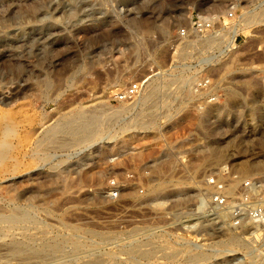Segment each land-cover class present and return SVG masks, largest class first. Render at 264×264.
Wrapping results in <instances>:
<instances>
[{"label": "rangeland", "instance_id": "1", "mask_svg": "<svg viewBox=\"0 0 264 264\" xmlns=\"http://www.w3.org/2000/svg\"><path fill=\"white\" fill-rule=\"evenodd\" d=\"M196 14L214 38L171 42ZM77 113L93 135L47 138ZM0 128V264H264V227L227 214L151 231L199 176L237 200L264 177L238 166L264 160V0H0Z\"/></svg>", "mask_w": 264, "mask_h": 264}, {"label": "built area", "instance_id": "2", "mask_svg": "<svg viewBox=\"0 0 264 264\" xmlns=\"http://www.w3.org/2000/svg\"><path fill=\"white\" fill-rule=\"evenodd\" d=\"M235 5L231 4L225 11V17L228 20H234ZM220 15L203 16L193 15L189 21L183 25H179L171 34V42L181 43L190 35H199L202 38L211 37L215 34L214 26L219 25ZM236 38L232 43H235ZM137 83L128 85L123 89L118 99L124 100L132 98L138 91ZM113 197L117 196L120 187L112 186ZM137 193L143 195V188L136 187ZM225 190V188H224ZM241 199L229 197L223 192V187L217 174L208 176H199L193 189L192 205L189 209L176 208L174 205L176 200L165 201L163 211L160 213L164 216V225L161 227L153 226L152 233L159 231H172L179 229L186 233L193 226L203 223L205 220H215L221 218V215H228L230 225L233 227H241L243 225L255 224L264 227V177H250L240 184ZM174 202V203H173ZM153 212L152 218L155 216ZM231 264V263H228Z\"/></svg>", "mask_w": 264, "mask_h": 264}, {"label": "bare ground", "instance_id": "3", "mask_svg": "<svg viewBox=\"0 0 264 264\" xmlns=\"http://www.w3.org/2000/svg\"><path fill=\"white\" fill-rule=\"evenodd\" d=\"M33 10V9H32ZM249 18V17H248ZM250 18H252V17H250ZM249 20V19H248ZM160 30V29H159ZM161 32V31H160ZM214 38V36H211V37H207V38H204V39H202L203 41H208V40H210V39H213ZM219 38V37H218ZM216 40V39H215ZM204 43V42H203ZM208 43V42H207ZM231 43V42H230ZM35 74V73H34ZM184 80V79H183ZM173 81V80H172ZM176 81V80H175ZM183 82V81H182ZM185 83V82H184ZM59 84V83H58ZM184 85V84H183ZM229 89V88H228ZM155 91V90H154ZM151 92H152V90H151ZM230 97H234V96H236V93H234V91L233 90H230ZM146 94H148V93H146ZM154 95V94H153ZM149 96V95H148ZM145 100H146V98L145 97H143ZM148 99V98H147ZM143 100V99H142ZM150 100V99H149ZM148 100V102H150ZM143 104V103H142ZM82 112V111H81ZM83 113V112H82ZM72 114V113H71ZM98 116H99V114H98ZM98 116H96L95 115V113L94 114H88V115H85V114H81V113H77L76 115H72L71 116V118L70 119H68L67 118V120L65 119V121L64 122H61V123H58V124H56V125H54V127L52 126V129L50 130V131H48L49 133H48V139H54L56 136H57V134L58 133H60V132H63V133H65V134H67L70 138H71V140L70 141H72L73 142V140L74 141H83V140H85L86 139V137H88V135H90V134H92V131L94 130V128L96 127V125H97V121H98ZM67 117V116H66ZM102 120V119H101ZM140 120V119H139ZM142 121V120H141ZM145 121V120H144ZM58 122V121H57ZM101 122V121H100ZM99 123V122H98ZM141 125V124H140ZM143 125V124H142ZM98 126V125H97ZM102 126V125H101ZM6 128V127H5ZM10 128V127H9ZM97 128V127H96ZM1 129V128H0ZM3 129V128H2ZM7 129V132H8V127L6 128ZM12 129V128H11ZM3 130H5V129H3ZM100 130V129H99ZM103 130V129H102ZM47 131V130H46ZM45 131V132H46ZM2 132V131H1ZM4 132H6V130L4 131ZM10 132H12V131H10ZM9 132V133H10ZM3 134V133H2ZM1 134V135H2ZM5 134V133H4ZM8 134V133H7ZM12 134V133H11ZM93 135V134H92ZM91 135V136H92ZM3 137V136H2ZM5 137H7L6 136V134H5ZM5 137H3L4 139H3V143L7 146V147H9L8 146V139H5ZM67 138V137H66ZM0 141H1V139H0ZM264 142V141H263ZM10 143V142H9ZM67 143V142H66ZM70 143V142H69ZM39 145V144H38ZM43 145V144H42ZM4 146V145H3ZM263 146V145H262ZM6 147V148H7ZM1 149V151H3L4 149H3V147L2 148H0ZM3 149V150H2ZM9 149V148H8ZM41 150V149H40ZM6 153H7V151H5ZM5 152H4V154H5ZM166 155L164 154V157H165ZM211 156L213 157V158H215V157H218L220 160L223 158V154H221V153H219L218 155L216 154V156H215V153H214V150L212 151V153H211ZM168 157H166V159H167ZM0 159H1V156H0ZM239 166V170L240 171H242V172H244V173H247V172H249L252 168H263L264 169V160L263 161H258V162H254V163H252L251 164V162L250 163H242V164H239L238 165ZM254 170V169H253ZM255 170H257V169H255ZM165 178V177H164ZM169 179V178H168ZM171 180V179H170ZM164 182V181H163ZM174 182V181H173ZM161 183V182H160ZM178 184V183H177ZM182 184V183H181ZM168 185V184H167ZM165 186V185H164ZM155 187V186H154ZM157 187V186H156ZM155 187V188H156ZM167 187H170L169 185L167 186ZM160 188V187H159ZM158 188V189H159ZM176 188V187H175ZM179 188V187H178ZM170 189V188H169ZM150 190V189H149ZM157 190V189H156ZM165 190H166V188H165ZM168 190V189H167ZM232 190V189H231ZM160 191V190H159ZM165 192V191H164ZM151 194H152V192H150ZM155 193V192H154ZM166 193V192H165ZM179 193H181V191L179 192ZM161 194H163V191H162V193ZM159 195V194H158ZM165 195V194H164ZM169 195V194H168ZM177 196L178 195H180V194H176ZM179 200V199H178ZM163 203V202H162ZM11 217V216H10ZM21 217V216H20ZM25 217V216H24ZM7 220V219H6ZM10 220V219H9ZM17 220V219H16ZM13 222V221H12ZM26 222V221H25ZM181 238V237H180ZM184 238V237H183ZM229 238H231V239H233L232 237H229ZM235 238V237H234ZM236 239V238H235ZM230 240V239H229ZM234 240V239H233ZM237 240V239H236ZM231 243H232V241H231ZM228 245H229V243H228ZM230 246V245H229Z\"/></svg>", "mask_w": 264, "mask_h": 264}]
</instances>
